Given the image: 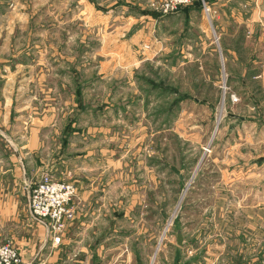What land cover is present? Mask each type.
<instances>
[{"label":"rangeland","instance_id":"rangeland-1","mask_svg":"<svg viewBox=\"0 0 264 264\" xmlns=\"http://www.w3.org/2000/svg\"><path fill=\"white\" fill-rule=\"evenodd\" d=\"M104 1L0 0V101L32 111L8 124L76 190L55 232L39 179L30 217L59 264H264V0Z\"/></svg>","mask_w":264,"mask_h":264},{"label":"crops","instance_id":"crops-1","mask_svg":"<svg viewBox=\"0 0 264 264\" xmlns=\"http://www.w3.org/2000/svg\"><path fill=\"white\" fill-rule=\"evenodd\" d=\"M120 5L131 11L132 0H121ZM240 5L247 7V2H241ZM99 7L101 9L105 6ZM146 14L141 13L140 16ZM121 17L124 14L115 18ZM244 20L248 21L249 18L245 16ZM4 97L1 93L0 120L5 118V124L0 121V241L12 242L19 248L23 257L22 264H59L61 252L60 247L57 248L58 243H53L52 237L47 238L45 228L40 225L46 222H36L30 217L28 208V188L40 179L46 168L39 157L42 126L34 120L31 124H24V121L22 124H8L15 113L21 116L30 113L32 116V111L15 110L12 108L13 98L6 100ZM12 132L20 133L21 141L6 139V134ZM44 246L47 247L45 252L42 251Z\"/></svg>","mask_w":264,"mask_h":264},{"label":"built area","instance_id":"built-area-1","mask_svg":"<svg viewBox=\"0 0 264 264\" xmlns=\"http://www.w3.org/2000/svg\"><path fill=\"white\" fill-rule=\"evenodd\" d=\"M196 0H157L152 2L154 10L162 14L176 12L180 7ZM75 187L67 181L45 174L34 185L30 193V212L33 216L47 219L52 229L60 232L73 215L70 203L75 196ZM20 252L10 242H0V264H21Z\"/></svg>","mask_w":264,"mask_h":264},{"label":"water","instance_id":"water-1","mask_svg":"<svg viewBox=\"0 0 264 264\" xmlns=\"http://www.w3.org/2000/svg\"><path fill=\"white\" fill-rule=\"evenodd\" d=\"M177 242H178L179 245H183L184 244L183 236H182V233L180 231L177 234Z\"/></svg>","mask_w":264,"mask_h":264}]
</instances>
